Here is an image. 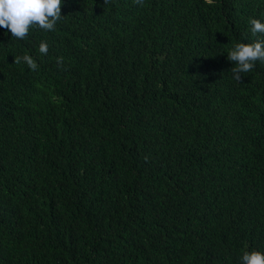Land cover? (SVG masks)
<instances>
[{
    "label": "trees",
    "instance_id": "trees-1",
    "mask_svg": "<svg viewBox=\"0 0 264 264\" xmlns=\"http://www.w3.org/2000/svg\"><path fill=\"white\" fill-rule=\"evenodd\" d=\"M61 15L24 39L0 28V264L264 251V61L237 82L227 58L264 0H63Z\"/></svg>",
    "mask_w": 264,
    "mask_h": 264
},
{
    "label": "clouds",
    "instance_id": "clouds-1",
    "mask_svg": "<svg viewBox=\"0 0 264 264\" xmlns=\"http://www.w3.org/2000/svg\"><path fill=\"white\" fill-rule=\"evenodd\" d=\"M63 0H0V28L10 31L12 38L24 39L31 27L54 30L61 18ZM249 31L254 37L250 42L235 43L227 53V58L235 62L232 67L233 78L239 82L243 73L250 72L257 61H264V19L251 17L248 21ZM39 52L48 53V43H39ZM31 68L37 67L29 54L17 57ZM240 264H264V251L246 250L239 257Z\"/></svg>",
    "mask_w": 264,
    "mask_h": 264
}]
</instances>
